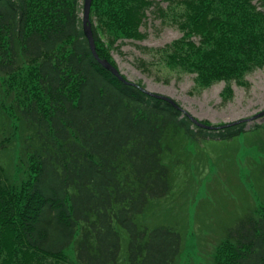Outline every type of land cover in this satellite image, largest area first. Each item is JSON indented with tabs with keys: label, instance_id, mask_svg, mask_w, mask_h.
<instances>
[{
	"label": "trees",
	"instance_id": "1",
	"mask_svg": "<svg viewBox=\"0 0 264 264\" xmlns=\"http://www.w3.org/2000/svg\"><path fill=\"white\" fill-rule=\"evenodd\" d=\"M163 1L171 8L173 0ZM174 2L181 4L175 23L183 34L164 46L170 66L194 73L204 87L223 80L222 95L232 92L231 81L243 84L244 73L264 66V0ZM81 11L79 0H0V73L14 77L26 65L22 86L34 80L26 104L10 106L20 163L29 160L19 187L12 178L16 144L0 138V264H67L69 246L73 264H174L183 234L145 218L170 196V165L162 160L173 150L169 140L181 132L231 139L261 124L203 129L144 85L119 81L91 54ZM148 11L163 14L154 0H91L99 57L116 66L102 35L110 43L142 39ZM244 141L264 153L263 133ZM261 160L255 179L264 176ZM262 203L226 230L208 264H264Z\"/></svg>",
	"mask_w": 264,
	"mask_h": 264
},
{
	"label": "rangeland",
	"instance_id": "2",
	"mask_svg": "<svg viewBox=\"0 0 264 264\" xmlns=\"http://www.w3.org/2000/svg\"><path fill=\"white\" fill-rule=\"evenodd\" d=\"M154 1L159 3L163 14L147 12V18L140 27L144 33L142 39L110 37L113 40L110 43L107 34L102 35L111 60L127 79L144 85L151 92L170 96L189 114L213 125L246 118L264 109V66L244 73L241 78L243 84L231 81L232 92L229 95H222L225 87L223 80L204 87L194 81V73L170 66L163 49L183 34L175 23L176 14L182 8L175 0L171 8L166 7V1ZM29 69V66H22L20 75L14 77L0 73V115L5 123L0 126V138L9 135L16 144L13 155L17 165L12 168V178L13 184L18 187L27 178L29 160L20 163L18 122L10 106L16 100L26 104L23 97L25 90L28 96L32 95L34 80L29 81L27 89L19 80V76L24 79L28 75ZM255 123L261 126L231 139H192L181 132L169 140L173 150L170 154L164 152L162 160L170 165V196L161 199L156 209H149L145 218L150 226L158 221L166 226L174 224V229L183 234L181 252L174 264L210 263V253L226 230L247 211L253 207L260 209L263 204L264 176L257 173L255 179L252 172L264 158V153L259 145L244 141L255 133L264 135V116L247 122L245 129ZM121 235L123 255L125 237L123 233ZM65 252L69 261L67 264H73L72 246Z\"/></svg>",
	"mask_w": 264,
	"mask_h": 264
},
{
	"label": "water",
	"instance_id": "3",
	"mask_svg": "<svg viewBox=\"0 0 264 264\" xmlns=\"http://www.w3.org/2000/svg\"><path fill=\"white\" fill-rule=\"evenodd\" d=\"M90 5H91V0H83V5H82V14H81V27H82V32L83 35L86 37L87 42H88V46L89 49L91 51V54L93 55V57L95 58V60L106 70L110 71L119 81L125 83V84H132L135 86H139L137 83L127 79L121 72L120 70L112 65L107 59L105 58H101L99 57L97 51H96V46H95V42H94V38H93V33L91 30V26H90V20H89V14H90ZM141 87V86H139ZM145 92H147L149 95L166 101L168 103H170L173 107L178 108L180 110H182L183 112H186L173 98H171L170 96L164 95V94H160V93H156V92H151L145 88H142ZM187 113V112H186ZM188 118L191 120V122L196 125L197 127L203 128V129H207V130H216V129H221L225 126H230L233 124H237V123H242V122H249V121H253L256 120L260 117L264 116V109H262L261 111L253 114L252 116L246 117V118H241L232 122H228L225 124H221V125H213V124H206L204 122H202L201 120L197 119L196 117L192 116L191 114L187 113Z\"/></svg>",
	"mask_w": 264,
	"mask_h": 264
}]
</instances>
